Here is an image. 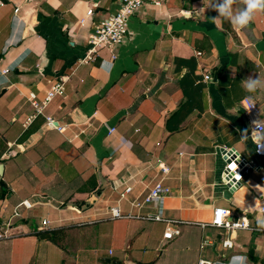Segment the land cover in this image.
<instances>
[{
	"label": "crops",
	"instance_id": "obj_1",
	"mask_svg": "<svg viewBox=\"0 0 264 264\" xmlns=\"http://www.w3.org/2000/svg\"><path fill=\"white\" fill-rule=\"evenodd\" d=\"M222 2L146 5L130 20L129 40L79 63L93 21L117 11V0H0V231L12 233L0 239V264H264V231L178 224L181 233L166 239L164 221L110 217L112 207L157 213L144 198L162 181L172 189L166 218L210 221L217 206L233 219L254 209L252 225L264 218V159L253 153V118L242 105L252 98L264 122V12L238 27L215 10ZM248 77L261 81L254 92ZM62 78L64 93L24 128L30 95L40 102ZM46 116L65 131L48 129ZM224 148L254 165L231 199L221 184ZM26 199L32 206L14 215ZM44 219L50 232L63 229L61 246L37 233Z\"/></svg>",
	"mask_w": 264,
	"mask_h": 264
},
{
	"label": "built area",
	"instance_id": "obj_2",
	"mask_svg": "<svg viewBox=\"0 0 264 264\" xmlns=\"http://www.w3.org/2000/svg\"><path fill=\"white\" fill-rule=\"evenodd\" d=\"M168 0H117L119 3V8L117 11L110 13L106 16L100 17L96 21H93V30L87 38L86 44L88 45L87 53L83 58L79 60V63H91L96 61L98 56H100L101 49H113L118 45L123 44L131 37L130 31V20L132 17L136 16L141 9L146 5H153L154 7L162 6ZM1 5H4V2H1ZM18 8L16 7L15 11ZM87 17L94 16V10L92 7H89L86 11ZM85 21V18L80 20L81 23ZM117 55L112 53L111 60L115 61ZM9 71V68L3 70V74ZM211 75L206 73L204 75L205 79H210ZM65 79L54 81L53 84L49 87L46 92L45 98L43 100L36 101L35 95H30V100H32V105L34 106V112L29 115L23 123L24 128H27L36 116L41 113L42 108L48 101L53 99L56 95H61L65 90ZM242 105L245 108L247 114H249L253 119L250 138L253 141V153L264 159V140L261 138V134L264 131V122L257 119L259 113L258 106L256 102L250 98L245 97L242 100ZM45 126L48 129H57L60 132L65 131L66 125L59 124L58 120L51 116H46ZM221 155L225 160V165L222 171L221 184L229 185L234 187L237 184H240L242 174L244 171L253 169L249 161H247L243 155L236 150L235 148H224L221 151ZM229 161V162H228ZM258 169L259 166H256ZM160 169L163 172H167L168 168L161 165ZM260 182L264 183V174L260 176ZM130 187L126 188V191H129ZM172 193L171 187L164 184L162 181H157L154 186L151 188L149 193L145 196V202L156 201L158 203V212L155 214L147 215H124L118 207H112L110 209L111 218H120V217H137L143 219H151L156 221H164L168 225L163 233V237L166 239H173L174 236L181 233V229L178 227V224H194L201 227L208 225L222 228L228 234H232L233 231L237 229H250L264 231V218L260 220L259 224L252 225L249 217L247 216L251 212H255L254 209H243L244 215L238 216L237 219H233L234 212L226 207L217 206L213 210L212 218L210 221H186L181 219H169L163 215V206L167 196ZM24 205L29 208L32 206V203L27 199L19 203L14 208V215H20L19 206ZM259 213L264 214V203L257 209ZM231 217V218H230ZM49 224L47 219L42 221V226L37 228V233H42L49 231L50 229L46 227ZM169 224L172 225L169 226ZM12 236V233L9 231V225H6L3 231H0V239L9 238ZM223 246L226 248H231L233 246V241L230 237H226L223 242ZM198 264H212L210 259L202 258L199 260Z\"/></svg>",
	"mask_w": 264,
	"mask_h": 264
},
{
	"label": "clouds",
	"instance_id": "obj_3",
	"mask_svg": "<svg viewBox=\"0 0 264 264\" xmlns=\"http://www.w3.org/2000/svg\"><path fill=\"white\" fill-rule=\"evenodd\" d=\"M237 0H223L222 3L215 6V10L219 12L220 16H224L231 20V22L238 27L247 26L253 19V14L256 12H264V0H240L245 5L243 9L233 11L232 5ZM261 83L258 78L248 77L243 81L247 91L254 92L257 86Z\"/></svg>",
	"mask_w": 264,
	"mask_h": 264
},
{
	"label": "water",
	"instance_id": "obj_4",
	"mask_svg": "<svg viewBox=\"0 0 264 264\" xmlns=\"http://www.w3.org/2000/svg\"><path fill=\"white\" fill-rule=\"evenodd\" d=\"M229 162V161H228ZM0 167H3V164L0 165ZM223 194L224 196L227 198V199H231L232 198V195L234 193V191L236 190L237 186H230L229 185H223ZM41 238L42 239H50L51 238V233L50 232H44L42 235H41ZM107 261H110V259H107Z\"/></svg>",
	"mask_w": 264,
	"mask_h": 264
},
{
	"label": "trees",
	"instance_id": "obj_5",
	"mask_svg": "<svg viewBox=\"0 0 264 264\" xmlns=\"http://www.w3.org/2000/svg\"><path fill=\"white\" fill-rule=\"evenodd\" d=\"M50 233H51L50 240L55 244L61 246L64 237L63 229L52 230Z\"/></svg>",
	"mask_w": 264,
	"mask_h": 264
},
{
	"label": "bare ground",
	"instance_id": "obj_6",
	"mask_svg": "<svg viewBox=\"0 0 264 264\" xmlns=\"http://www.w3.org/2000/svg\"><path fill=\"white\" fill-rule=\"evenodd\" d=\"M2 70H5V69H2Z\"/></svg>",
	"mask_w": 264,
	"mask_h": 264
},
{
	"label": "rangeland",
	"instance_id": "obj_7",
	"mask_svg": "<svg viewBox=\"0 0 264 264\" xmlns=\"http://www.w3.org/2000/svg\"><path fill=\"white\" fill-rule=\"evenodd\" d=\"M59 131V130H58Z\"/></svg>",
	"mask_w": 264,
	"mask_h": 264
}]
</instances>
